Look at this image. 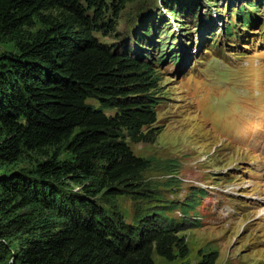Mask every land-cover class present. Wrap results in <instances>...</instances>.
I'll list each match as a JSON object with an SVG mask.
<instances>
[{
    "label": "trees",
    "instance_id": "obj_1",
    "mask_svg": "<svg viewBox=\"0 0 264 264\" xmlns=\"http://www.w3.org/2000/svg\"><path fill=\"white\" fill-rule=\"evenodd\" d=\"M127 1L0 0V36L17 49L0 54V264H155L153 251L168 260L189 252L178 234L186 219L145 211L127 221L119 208V195H150L143 172L154 158L128 140L152 142L160 130L150 62L94 34L114 29ZM162 2L197 23L195 5L206 7ZM241 2L237 21L247 25L260 6ZM159 10L155 3L145 16L163 19ZM36 22L42 28L32 30ZM152 27L133 37L137 48ZM160 49L165 56L166 44ZM25 161L32 165L14 168ZM217 257L210 249L195 264Z\"/></svg>",
    "mask_w": 264,
    "mask_h": 264
},
{
    "label": "rangeland",
    "instance_id": "obj_2",
    "mask_svg": "<svg viewBox=\"0 0 264 264\" xmlns=\"http://www.w3.org/2000/svg\"><path fill=\"white\" fill-rule=\"evenodd\" d=\"M81 1L85 6V0ZM226 1L201 0L206 7L195 5L201 16L197 23L185 13L169 14L160 0H128L114 29L94 32L114 48L129 47V53L148 60L155 71L159 133L152 142L128 140L135 154L154 158L143 172L150 195L118 196L127 221L135 212L145 211L160 212L179 222L186 219L187 226L178 234L185 237L188 254L168 260L153 251L155 264H195L210 249L218 251L215 264H264V49L222 53V59L217 60L207 51V58L195 59L206 52L196 45L201 29L210 36L206 20L215 16L220 20L219 15L227 20ZM155 3L160 6L156 14H162L163 19L155 17V12L153 20L145 16ZM105 21L110 24L112 18ZM146 23L154 27L153 34L144 37L143 48H137L133 37ZM38 28L42 24L36 22L32 30ZM160 28L168 33L162 34ZM163 43L165 56L160 49ZM4 52L17 53V49L0 36V54ZM174 52L187 57L182 72L193 62L197 64L180 78L172 72ZM87 101L98 104L94 98ZM31 165L19 162L14 168ZM223 203L233 210L224 212ZM195 220L199 225L189 223Z\"/></svg>",
    "mask_w": 264,
    "mask_h": 264
}]
</instances>
